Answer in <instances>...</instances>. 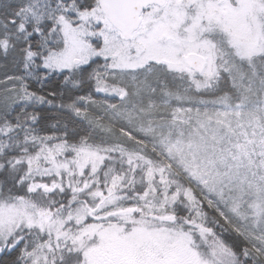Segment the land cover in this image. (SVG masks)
Returning <instances> with one entry per match:
<instances>
[{
    "label": "snow or ice",
    "instance_id": "1",
    "mask_svg": "<svg viewBox=\"0 0 264 264\" xmlns=\"http://www.w3.org/2000/svg\"><path fill=\"white\" fill-rule=\"evenodd\" d=\"M0 264H264V0H0Z\"/></svg>",
    "mask_w": 264,
    "mask_h": 264
}]
</instances>
